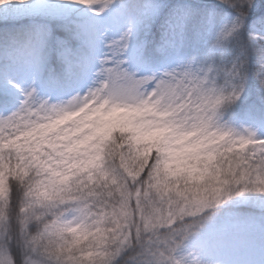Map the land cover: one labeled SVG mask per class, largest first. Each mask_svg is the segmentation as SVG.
Here are the masks:
<instances>
[{"label": "snow or ice", "instance_id": "6c2138e0", "mask_svg": "<svg viewBox=\"0 0 264 264\" xmlns=\"http://www.w3.org/2000/svg\"><path fill=\"white\" fill-rule=\"evenodd\" d=\"M0 264H264V0H0Z\"/></svg>", "mask_w": 264, "mask_h": 264}]
</instances>
